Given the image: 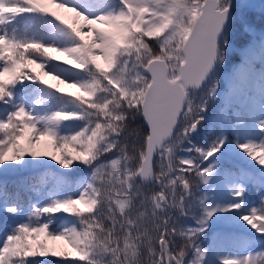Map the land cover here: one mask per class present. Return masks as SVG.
Segmentation results:
<instances>
[{
	"label": "snow or ice",
	"instance_id": "1",
	"mask_svg": "<svg viewBox=\"0 0 264 264\" xmlns=\"http://www.w3.org/2000/svg\"><path fill=\"white\" fill-rule=\"evenodd\" d=\"M0 264H264V0H0Z\"/></svg>",
	"mask_w": 264,
	"mask_h": 264
},
{
	"label": "trees",
	"instance_id": "2",
	"mask_svg": "<svg viewBox=\"0 0 264 264\" xmlns=\"http://www.w3.org/2000/svg\"><path fill=\"white\" fill-rule=\"evenodd\" d=\"M257 65H259V64H257ZM257 65H256V66H257ZM46 79H47V78H46ZM49 82H50V83H55L54 81H51V80H50ZM61 87H63V86H61ZM68 90H69V91H74L73 89H68ZM51 259H55V258H51Z\"/></svg>",
	"mask_w": 264,
	"mask_h": 264
},
{
	"label": "rangeland",
	"instance_id": "3",
	"mask_svg": "<svg viewBox=\"0 0 264 264\" xmlns=\"http://www.w3.org/2000/svg\"><path fill=\"white\" fill-rule=\"evenodd\" d=\"M256 67H257V68H259V67H260V65H257Z\"/></svg>",
	"mask_w": 264,
	"mask_h": 264
}]
</instances>
